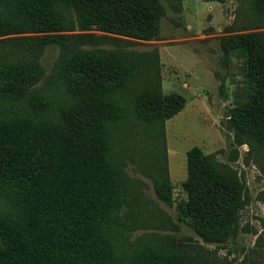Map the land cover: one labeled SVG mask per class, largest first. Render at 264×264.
I'll return each instance as SVG.
<instances>
[{
	"label": "trees",
	"instance_id": "1",
	"mask_svg": "<svg viewBox=\"0 0 264 264\" xmlns=\"http://www.w3.org/2000/svg\"><path fill=\"white\" fill-rule=\"evenodd\" d=\"M72 30L144 39L156 34L157 19L144 0H0V36L30 34L0 39V264H194L152 242L122 251L107 243L117 223L121 153L139 163L140 151L130 148L135 130L160 136L162 162L148 175L156 196L170 202L163 122L183 97L162 92L156 50L153 67L139 66L134 50L99 47L115 39L64 33ZM64 43L77 52L70 62L53 64L52 91L34 92L44 48L61 50ZM85 44L91 47L81 49ZM7 46L19 52L2 56ZM230 49L245 57L248 96L237 114L246 140L258 148L264 144V34L235 36ZM54 127L70 129L77 148ZM186 158L183 214L205 242L223 241L238 209L237 191L198 148Z\"/></svg>",
	"mask_w": 264,
	"mask_h": 264
},
{
	"label": "rangeland",
	"instance_id": "2",
	"mask_svg": "<svg viewBox=\"0 0 264 264\" xmlns=\"http://www.w3.org/2000/svg\"><path fill=\"white\" fill-rule=\"evenodd\" d=\"M144 2L156 13L157 32L152 37L140 39L101 30L64 32L115 39L107 45L104 40L99 47L134 50L139 66L153 67L156 50L162 92L183 97L181 108L168 111L163 122L170 202L156 196L148 175L155 162H162L160 136L148 130H135L137 136L130 148L140 151L139 163L121 153L124 176L121 173L117 223L107 243L122 251L137 242H152L174 249L183 261L194 264H264V144L258 148L251 145L246 140L247 132L240 129L242 119L237 112L247 100L249 81L245 57L230 49L235 36L264 34V0ZM27 35L30 34H9L0 39ZM69 41L73 42L71 38ZM8 50L13 55L19 52L7 46L2 48L1 55L5 56ZM76 52L68 43L61 50L56 44L46 46L39 59L43 75L31 90L52 91L53 64L70 62V55ZM18 60L19 54L14 58L15 62ZM248 128L254 131L251 126ZM53 130L63 138L69 137L70 145L77 148V139L70 129ZM193 147L209 157L217 177L233 186L240 199L234 219L224 233L225 240L220 242H205L196 222L182 211L189 198L183 187L187 177L186 154Z\"/></svg>",
	"mask_w": 264,
	"mask_h": 264
}]
</instances>
